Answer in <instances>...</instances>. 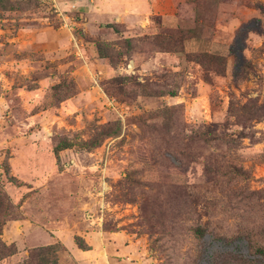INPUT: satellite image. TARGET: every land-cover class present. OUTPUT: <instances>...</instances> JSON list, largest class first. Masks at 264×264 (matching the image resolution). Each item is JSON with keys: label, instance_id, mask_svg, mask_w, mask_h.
I'll list each match as a JSON object with an SVG mask.
<instances>
[{"label": "rangeland", "instance_id": "1", "mask_svg": "<svg viewBox=\"0 0 264 264\" xmlns=\"http://www.w3.org/2000/svg\"><path fill=\"white\" fill-rule=\"evenodd\" d=\"M199 1L0 0V264H264V0Z\"/></svg>", "mask_w": 264, "mask_h": 264}, {"label": "crops", "instance_id": "2", "mask_svg": "<svg viewBox=\"0 0 264 264\" xmlns=\"http://www.w3.org/2000/svg\"><path fill=\"white\" fill-rule=\"evenodd\" d=\"M83 4H88L93 9L98 10L91 13L98 21L112 22L113 24H130V23H148L150 18L162 14V9L173 4V0H81ZM87 250L74 247L73 244L64 243L67 254L75 264H91L87 259L95 251L99 249L101 243L93 241L90 233H84ZM100 259L97 264H105L101 252ZM113 260V258H110ZM115 260V259H114ZM94 264V263H92Z\"/></svg>", "mask_w": 264, "mask_h": 264}, {"label": "trees", "instance_id": "3", "mask_svg": "<svg viewBox=\"0 0 264 264\" xmlns=\"http://www.w3.org/2000/svg\"><path fill=\"white\" fill-rule=\"evenodd\" d=\"M175 1L177 0H173V3H175ZM182 1V0H180ZM187 1H190V2H193L197 8L196 10V18H199V16H201V11H200V1L199 0H187ZM218 60L217 57H212L211 55H208V54H199L195 57V61L197 62H211V61H216ZM113 130H108V131H104V132H101V140L104 139V138H108V137H111L113 136L115 133L112 132ZM203 132V131H202ZM202 137L205 136V134L203 133L201 135ZM101 140H98L97 142H88V143H83V146L86 147L87 149H91L93 148L94 146H96ZM65 148H68L67 145L66 146H62L60 148L61 149H65ZM229 172L232 173L235 177H237L238 179H242V176L244 175V172L242 171L241 168H238V167H234V166H229ZM5 220H0V258L2 256H4L5 254H14V247L13 246H7L2 240H1V235H2V228L3 226L5 225ZM194 233L195 235L198 237V238H202L205 234V231L202 227H196V229H194ZM264 235V234H263ZM12 247L14 249V251L11 253H9L10 251H12ZM79 248L82 249V250H85L86 249V246H83V245H79ZM258 251L259 253L262 255V257L264 258V246H260L258 247Z\"/></svg>", "mask_w": 264, "mask_h": 264}]
</instances>
